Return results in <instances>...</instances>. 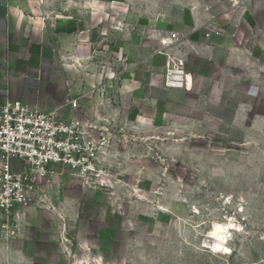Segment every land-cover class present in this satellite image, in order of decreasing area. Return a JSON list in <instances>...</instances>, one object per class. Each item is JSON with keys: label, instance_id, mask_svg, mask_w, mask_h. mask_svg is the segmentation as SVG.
I'll return each instance as SVG.
<instances>
[{"label": "rangeland", "instance_id": "1", "mask_svg": "<svg viewBox=\"0 0 264 264\" xmlns=\"http://www.w3.org/2000/svg\"><path fill=\"white\" fill-rule=\"evenodd\" d=\"M115 1L138 22L200 7L213 14L206 31L220 26L242 38L239 19L224 17L233 12L230 0ZM92 7L80 6L77 25L92 55L72 64L82 116L97 126L98 174L86 181L67 171L51 186V202L9 229L0 213V264H264V131L233 139L172 105L114 113L106 75L128 69L114 48L126 40L122 22L135 30L117 16L119 6L101 15ZM82 72L105 78L88 82ZM216 223L226 243L210 236Z\"/></svg>", "mask_w": 264, "mask_h": 264}, {"label": "crops", "instance_id": "2", "mask_svg": "<svg viewBox=\"0 0 264 264\" xmlns=\"http://www.w3.org/2000/svg\"><path fill=\"white\" fill-rule=\"evenodd\" d=\"M230 2L233 12L224 17L239 19L241 39L238 32L232 35L220 26L206 31L213 14L200 7L173 20L152 22L145 16L147 20L138 22L137 15L123 13L115 0H44L41 5L38 0H0V109L7 98L47 111L64 106L69 96L75 98L80 89L74 85L72 60L91 56L93 45L85 43L86 32L77 27L84 16L80 6H94L93 14L101 15L115 5L120 7L117 16L129 20L135 31L122 22L126 40L114 48L124 52L128 69L116 77L120 70L114 66L106 75L117 103L114 113L172 105L198 112L233 139L248 138L254 129L264 131V0ZM171 32L180 40L164 49L159 39ZM159 49L185 60L188 88L165 87L167 56ZM82 74L88 82L105 78L101 72ZM77 98L82 116V97ZM64 110L72 114L70 105Z\"/></svg>", "mask_w": 264, "mask_h": 264}, {"label": "built area", "instance_id": "3", "mask_svg": "<svg viewBox=\"0 0 264 264\" xmlns=\"http://www.w3.org/2000/svg\"><path fill=\"white\" fill-rule=\"evenodd\" d=\"M43 2L38 0L40 5ZM179 40V34L171 32L159 43L167 49ZM158 52L167 56L165 87L188 88L185 60L163 49ZM67 105L72 109L70 116L65 114ZM79 108V98L71 96L64 106L49 111L10 98L1 106L0 213L7 229L33 206L51 202V186L67 171L86 181L98 174L96 160L101 146L92 134L97 126L86 122Z\"/></svg>", "mask_w": 264, "mask_h": 264}, {"label": "bare ground", "instance_id": "4", "mask_svg": "<svg viewBox=\"0 0 264 264\" xmlns=\"http://www.w3.org/2000/svg\"><path fill=\"white\" fill-rule=\"evenodd\" d=\"M225 230L226 229L223 225L216 223L213 229L210 231V236L213 238H219L221 240L220 243H226L227 232Z\"/></svg>", "mask_w": 264, "mask_h": 264}]
</instances>
